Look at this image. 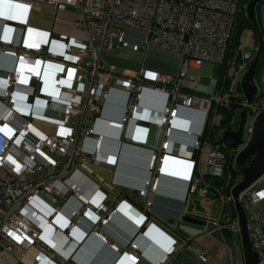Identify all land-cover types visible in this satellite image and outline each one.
<instances>
[{
    "label": "built area",
    "instance_id": "obj_1",
    "mask_svg": "<svg viewBox=\"0 0 264 264\" xmlns=\"http://www.w3.org/2000/svg\"><path fill=\"white\" fill-rule=\"evenodd\" d=\"M12 1L9 15L0 16L8 28H21L17 38L11 33L0 34V52L13 58L9 68H0V264H68L87 233L106 240L97 228L123 206L136 219L138 228L144 229L137 230L126 247L110 244L119 251L114 264L137 260L133 249L138 250L137 235L147 227L146 215L142 217L124 197L111 207L97 200L101 187L89 176L91 160L109 166L118 161L116 153L102 150L103 134L94 129L101 102L116 89L125 93L123 111L120 118H106L107 124L120 130V141L150 148L148 174L137 190L145 210L152 206L160 176L169 173L186 181L185 198L207 197L214 189L220 198L221 214L212 225L221 229L223 221L238 233L230 188L241 178L240 171L231 176L226 190L223 184L212 187V183L234 163L215 130L236 128L237 111L246 108L244 125L251 134L254 118L264 104L261 90L249 102L242 93L236 97L231 90L236 71L248 66L254 55V51L238 49L227 55L241 0ZM41 3L75 9L78 14L74 23L83 28L82 38L57 36L28 24L31 7ZM154 47L179 56L177 72L141 66L133 74H124L106 58L110 52ZM204 61L224 65L222 82L209 92L198 91L199 76L188 72ZM226 76L231 79L227 88ZM146 89L164 94L159 110L143 103ZM231 101L236 103L229 108ZM181 108L200 112L196 132L192 130V118L181 114ZM228 109L233 112L225 123ZM36 117L51 120L54 131L40 128L34 122ZM152 127L157 132L155 141ZM176 129L193 134L188 155L170 151L175 146L172 141ZM96 177L102 181L99 174ZM242 192L249 238L264 259V209L260 206L264 186ZM71 197L78 204L65 211ZM83 222L89 224L86 229L81 226ZM153 226L148 230L163 241L165 251L157 262L163 264L176 249L177 239H165ZM15 250L17 254H13ZM230 251V264H236ZM198 257L205 260V252ZM6 258L11 261L5 262Z\"/></svg>",
    "mask_w": 264,
    "mask_h": 264
},
{
    "label": "crops",
    "instance_id": "obj_2",
    "mask_svg": "<svg viewBox=\"0 0 264 264\" xmlns=\"http://www.w3.org/2000/svg\"><path fill=\"white\" fill-rule=\"evenodd\" d=\"M71 10L70 6L57 7L49 3H41L31 7L27 23L50 30L52 34L57 36L76 38L65 35L70 27L71 20L76 18L75 12ZM20 29V26L8 28L5 20L0 17V34L8 35L11 33L13 38H17L20 34ZM137 39L139 40L138 37ZM123 53L128 58H134L133 69L127 71L119 70L114 63L112 64L115 65L118 72L124 74H133L141 66L152 67L161 72L175 73L180 66L178 55L159 50L155 47L147 50H132L128 48ZM112 54L118 55L119 53L110 52L106 56L108 61V56ZM12 63L13 58L11 56L0 52V68L2 66L9 68ZM192 69L198 68L188 69L189 73L194 74L191 71ZM220 70V65L213 63V82L212 77L202 79L200 76L198 91H210L217 85L216 81ZM124 97L125 93L120 89L111 91L107 99L101 102V114L94 121L95 132L103 134L102 150L116 153L118 161L115 165L109 166L100 160H91L92 172L89 173V176L101 187V190L97 191L99 198L93 197V199L102 200L106 206L111 207L116 204L118 198L124 197L130 205L139 209L142 217L146 215L144 223L147 227L144 232H141L142 229L137 235V240L139 241L137 249L139 251L133 249L134 253L138 254L137 260L133 264H157L164 253L165 249L163 248L162 239L154 236V233L149 231L151 227H154L153 225H156L157 228L155 229L165 239H169L168 236L177 239L176 249L167 255V260L163 264H230V246L224 242H220L210 233L206 232L202 225L181 219L184 211L197 212L206 216V210H204V213L201 212L196 207V204H198L200 198L217 197L214 189H211L207 197L190 195L188 198H185V180L173 174L161 175L158 188L152 194V206L149 210H145L137 190L142 186L143 180L148 174L147 163L150 148L148 146L120 141V130L109 126L106 122V118L121 117ZM142 100L145 105L159 110L164 102V94L146 89ZM180 113L192 118V130L196 132L200 124V112L192 108H181ZM156 133V129L152 127L151 137L153 141H155L154 134L156 135ZM173 137L174 141L172 142L175 146L172 149L170 148V151L178 155H188L187 150L191 146L189 142L193 134L187 135L182 130L176 129L174 130ZM92 141V137L88 139L87 143L89 146L92 144ZM95 166L104 170V173L95 170ZM93 172H95V176H93ZM96 174L101 176L102 181L96 177ZM77 204L78 201L71 197L64 210L68 211L70 208L77 206ZM123 207V209L117 210L107 223L97 228L98 231L106 236V240H103L93 232L87 233L84 240L73 253V258L68 264H114L119 251L114 250L110 244L116 243L119 245V248L126 247V243L134 237L133 235L136 234L137 230L143 227L138 228L139 225L136 224V219L130 215L126 206ZM211 212H213L211 214L212 219L217 218L221 214L220 211L215 213L213 207ZM88 225V223L83 222L81 226L86 229ZM209 226H211V223H208L207 227ZM200 252H205V260L198 257V253Z\"/></svg>",
    "mask_w": 264,
    "mask_h": 264
},
{
    "label": "water",
    "instance_id": "obj_3",
    "mask_svg": "<svg viewBox=\"0 0 264 264\" xmlns=\"http://www.w3.org/2000/svg\"><path fill=\"white\" fill-rule=\"evenodd\" d=\"M257 1L258 0H249L245 6L246 14L254 23H256L255 4ZM12 3V0H0V16L9 15V6ZM262 19L264 31V9ZM7 22L11 24L16 23L11 20H7ZM263 50L264 37L262 32H260L254 55L239 81L240 91L248 102L258 94L259 90H263L264 92V89L260 87L255 78L260 63V56ZM262 81L264 83V73L262 75ZM238 114V127L236 129H225L221 134V138L224 145L235 149L236 152L234 160L241 174V178L231 186L230 192L233 197V205L239 224L238 237L242 253V261L243 264H258L261 261V258L258 252L252 247V243L249 238L247 218L243 209L242 200L240 199V194L242 191L250 187V185L264 173V104L254 118L252 133L247 140H245L243 136L246 108L239 110ZM228 138H230V140H227ZM248 157H250L249 161L246 165H243V162ZM198 206L199 205L196 204L197 208ZM181 219L202 225L206 232L210 233L220 242H224L230 247L234 244L233 240L225 235L221 229L214 228L212 225L213 219L207 215L205 216L198 214L197 212L184 211ZM208 223H211V226L207 227ZM220 225L226 226L227 223L221 221Z\"/></svg>",
    "mask_w": 264,
    "mask_h": 264
},
{
    "label": "rangeland",
    "instance_id": "obj_4",
    "mask_svg": "<svg viewBox=\"0 0 264 264\" xmlns=\"http://www.w3.org/2000/svg\"><path fill=\"white\" fill-rule=\"evenodd\" d=\"M67 7H69V6H67ZM71 9L75 12V14L77 16L78 12L73 8H71ZM83 34H84L83 28L76 26L74 23V19H72L70 27L67 30V32L65 33V35L76 37V38H82ZM263 37H264V33H263ZM255 38L256 37H255L253 27H251V26L242 27V29H240V34H239V46L241 48L240 50L242 52L252 51V49L254 48V45H255ZM124 54L125 53H123V52L119 53L118 55L112 54L111 56H108V59L111 63H114L116 65L117 69H119V70L127 71L129 69H133L134 58H132V57L128 58V56H124ZM203 63L204 64H202L200 68L192 69L191 70L192 73H194L195 75H198L199 77L201 76L202 79H207L209 77H212L213 63L211 61H205ZM246 69H247V66L239 68L236 71V73H235V75L231 81V90L236 91L237 81H240V79L243 76ZM257 70H258V73H256V76H255L256 82L260 85L261 88L264 89V83L262 81V75L264 73V50L261 53L260 64H259ZM213 80H214V78L212 77V82H213ZM238 111H237V113H238ZM34 122L40 128H42L48 132L54 131L55 124L51 120H47V119L42 118V117H36V118H34ZM222 132H223V130L221 128H219L217 135L219 137H221ZM249 136H250V134L246 131V125H244V138H245V140H247V138H249ZM241 145H243V144H241ZM224 148H225V151L227 152L228 157L231 158L235 153V149L228 147V146H225V145H224ZM95 170H97V171L99 170L102 173H104V170L98 168L97 166H95ZM229 172H230V170H229ZM92 174H93V176H95V172H93ZM258 186L259 187L264 186V173L250 185V187H258ZM243 196L246 198V195H243ZM198 205H199L198 208L201 212L204 213V210H206L205 212L207 213V216L211 217V214L213 213V212H211L212 207L215 209V213L220 211L219 208H220L221 202H220V198L207 197V198H200L198 200ZM260 206L264 209V200L260 202ZM213 215H215V214H213ZM232 240H233L234 244L230 248L234 254V261H235V263L237 262V264H243L240 242H239V237H238L237 232H235V234H232ZM17 253H18L17 250H15L13 252V254H17ZM27 260H28V258H27ZM9 261H11L9 258L5 259V262H9ZM258 264H264V259H261V261Z\"/></svg>",
    "mask_w": 264,
    "mask_h": 264
},
{
    "label": "trees",
    "instance_id": "obj_5",
    "mask_svg": "<svg viewBox=\"0 0 264 264\" xmlns=\"http://www.w3.org/2000/svg\"><path fill=\"white\" fill-rule=\"evenodd\" d=\"M245 2H246V0H241V3H242L241 4V8L239 9V12H238V15H237V19H236V22H235V25H234L232 37H231V40H230V43H229V47H228V50H227V55L228 56H231L233 54V52L235 51V49H238V50L241 49L240 46H239V34H240V29H242V27L251 26L254 29V33H255V37L256 38H255V45H254V48L252 49V51H255L260 32L263 33V27H262V29H260L259 25L258 26H254L253 22L250 19V17L246 14V9H245L246 3ZM220 67H221V70H220L219 76H218L217 81H216L217 86L220 85V83L222 82V77H223L224 65H221ZM257 73H258V71H257ZM230 81H231V79L226 76L225 77V88L228 87ZM236 90L237 91H234L236 97H238L239 95H242L241 92H240L239 81H237ZM235 103H236L235 101H231L230 104H229V108L231 106H233ZM232 112H233L232 109L225 110V114H226L225 119H224L225 123L228 121V119L230 117V114ZM225 123L223 122L221 124L224 125ZM228 127H230V126H228ZM215 131H216L215 134H216L217 139L220 140L221 137H219L217 135L218 129H216ZM248 158H247L246 162L243 163V165L247 164V162L249 161ZM229 169H230V172H229ZM229 169L227 170V172L224 173L223 176L218 177L217 179H214V180H217V181L212 183V187H216L218 185H222L223 184V186H224V188L226 190V187L231 182V176L235 173V170L233 169V167H230ZM231 210H232L233 213L236 212L233 204H231ZM224 212L225 211H223L222 213H224ZM221 231L223 233H227L226 235L230 239H232V234H235L234 232H236V231H233L232 229H229L226 226L221 227ZM236 264H237V262H236Z\"/></svg>",
    "mask_w": 264,
    "mask_h": 264
},
{
    "label": "flooded vegetation",
    "instance_id": "obj_6",
    "mask_svg": "<svg viewBox=\"0 0 264 264\" xmlns=\"http://www.w3.org/2000/svg\"><path fill=\"white\" fill-rule=\"evenodd\" d=\"M249 0H246V4H247V2H248ZM263 9H264V0H258L257 2H256V4H255V16H256V23H254L252 20V22H253V25L254 26H258L259 25V27H260V29H262V21H263ZM251 19V18H250ZM263 33H264V31H263ZM262 33V34H263ZM237 91V90H236ZM231 116V115H230ZM234 124V123H233ZM235 126V125H234ZM237 127H238V125H237ZM236 127V128H237ZM236 128H230V129H236ZM224 131V130H223ZM227 140H230V138H228ZM220 141L223 143V141H222V138L220 139ZM223 145H224V143H223ZM226 146V145H225ZM241 146V145H240ZM236 152V151H235ZM234 155H235V153H234ZM232 156L231 158H234L235 156ZM251 157V156H250ZM250 157L248 158V159H250ZM246 160H247V158L245 159V161L244 162H246ZM243 162V163H244ZM233 169L235 170V172H239V169H238V167H237V165H236V163H235V160H234V163H233Z\"/></svg>",
    "mask_w": 264,
    "mask_h": 264
},
{
    "label": "clouds",
    "instance_id": "obj_7",
    "mask_svg": "<svg viewBox=\"0 0 264 264\" xmlns=\"http://www.w3.org/2000/svg\"><path fill=\"white\" fill-rule=\"evenodd\" d=\"M169 174V173H163L162 175Z\"/></svg>",
    "mask_w": 264,
    "mask_h": 264
},
{
    "label": "bare ground",
    "instance_id": "obj_8",
    "mask_svg": "<svg viewBox=\"0 0 264 264\" xmlns=\"http://www.w3.org/2000/svg\"><path fill=\"white\" fill-rule=\"evenodd\" d=\"M207 92H209V91H207Z\"/></svg>",
    "mask_w": 264,
    "mask_h": 264
}]
</instances>
